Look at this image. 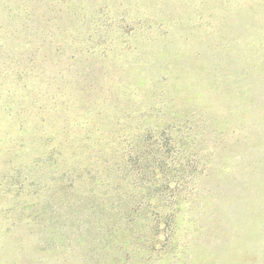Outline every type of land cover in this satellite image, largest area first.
I'll return each instance as SVG.
<instances>
[{
  "label": "rangeland",
  "instance_id": "374dc122",
  "mask_svg": "<svg viewBox=\"0 0 264 264\" xmlns=\"http://www.w3.org/2000/svg\"><path fill=\"white\" fill-rule=\"evenodd\" d=\"M0 264H264V0H0Z\"/></svg>",
  "mask_w": 264,
  "mask_h": 264
}]
</instances>
